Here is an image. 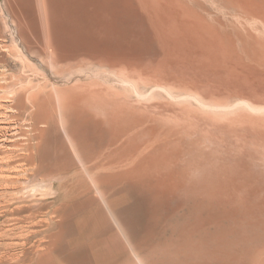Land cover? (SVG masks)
Returning a JSON list of instances; mask_svg holds the SVG:
<instances>
[{"label": "bare ground", "instance_id": "bare-ground-1", "mask_svg": "<svg viewBox=\"0 0 264 264\" xmlns=\"http://www.w3.org/2000/svg\"><path fill=\"white\" fill-rule=\"evenodd\" d=\"M1 93L33 263L264 264V0H2Z\"/></svg>", "mask_w": 264, "mask_h": 264}, {"label": "rangeland", "instance_id": "rangeland-1", "mask_svg": "<svg viewBox=\"0 0 264 264\" xmlns=\"http://www.w3.org/2000/svg\"><path fill=\"white\" fill-rule=\"evenodd\" d=\"M2 2V0H0V3ZM140 22V23H139ZM147 23H148V21H146ZM138 24H141V25H144V21L142 22V21H137L136 22V25L135 24H133V26H134V28H139V25ZM130 25H132V24H130ZM138 25V26H137ZM135 26H137V27H135ZM145 26V25H144ZM143 26V27H144ZM141 32V31H140ZM13 35H15L16 33H15V31H14V29H10V32H9V34H8V36H7V38H6V45L7 46H9L10 48H15V46H14V43H12V39L10 38L11 37V35L12 34ZM140 35L142 36V34L140 33ZM129 36V35H128ZM138 40V39H137ZM143 44V45H142ZM140 45L143 47V49H144V51H146L145 53H147V54H149L148 56L149 57H155V58H157V53H156V51L158 50L152 43H145V42H142L141 41V43H140ZM14 46V47H13ZM145 46H147V47H145ZM153 48V49H149V48ZM155 48L157 49V50H155ZM147 49V50H146ZM148 50L150 51L149 53H148ZM143 51V52H144ZM153 52H155V53H153ZM154 54V55H153ZM156 54V55H155ZM8 55V54H7ZM147 56V57H148ZM9 57V56H8ZM11 58L9 57V61H12V60H10ZM17 65V64H16ZM15 65V63H14V61H12V64H11V66L9 67V71L7 72V76L10 78V77H12L13 75H17V74H19L20 73V71H21V69H20V66H16ZM96 73V71H94V74ZM101 78H103V77H100V79ZM100 83L101 84H104L105 86L107 85V86H109V84H107V83H109V82H107L106 84H105V82H103V79L102 80H100ZM0 95H2V93L0 94ZM3 114V113H2ZM4 116H2L1 114H0V128H4V127H6V128H8V127H10V125L11 124H13L14 122H18V119H17V117H18V115L17 114H9V113H7V112H5L4 111V114H3ZM4 119V121L2 120V118ZM11 122H13V123H11ZM2 124V125H1ZM6 124V125H5ZM3 125H5V126H3ZM8 125V126H7ZM0 129V131H2V132H0V133H4V129ZM10 129V128H9ZM3 192H1L0 191V264H35V263H33L34 261H35V256L34 255H32V252L33 251H31L32 250V247H33V245H32V243H36L37 241H40V240H42L44 237V235L43 234H41V233H39L40 232V228H39V226H37L38 228H36V224L35 225H32V223H30V222H32V221H30L29 219H28V214H25V213H21L20 215L19 214H17V215H15V214H12V213H10V212H6V211H8V208H7V205L5 204L6 202V200H5V198H6V195H3L2 194ZM3 195V196H2ZM5 202V203H4ZM5 204V205H4ZM4 207V206H6V207H4V208H2V207ZM134 207V202L133 201H130V202H128V203H125V204H121L120 205V207L118 208L119 209V211H120V213H121V211L124 209V210H126V211H130L132 208ZM2 208V209H1ZM7 208V209H6ZM2 213V214H1ZM138 217L140 218V222H141V224H142V226H141V230H142V233L143 234H146V233H149V234H151L150 236L152 237V241H153V243H158V241H160V238H161V244L163 243H165V241L167 242L168 240H166V239H168L169 238V236H170V227H171V225L170 224H167V227H165V229H162L161 227H156V228H152L151 226H149L148 224H150L149 223V221H148V219L147 218H144V215H143V213H139L138 214ZM44 218V217H43ZM42 218V219H43ZM45 219H47V217H45ZM18 220V221H17ZM21 220V221H20ZM22 220H24V221H22ZM29 222V224H28V222ZM25 222V223H24ZM27 222V223H26ZM10 225V226H9ZM17 225V226H16ZM29 226V227H28ZM34 228H33V227ZM96 225H91L90 227L92 228V230H93V232L91 231V229H88L87 231H85L84 233H85V237H86V235L87 236H89V233H90V236L91 235H95V231H94V227H95ZM16 227V228H15ZM19 229H18V228ZM76 227V228H75ZM167 228V229H166ZM15 229V230H14ZM18 229V230H17ZM37 229V230H36ZM96 229H97V226H96ZM155 229V230H154ZM158 229V230H157ZM21 230V231H20ZM23 230H25V231H23ZM71 230H73L74 231V234H73V231H71ZM77 230H78V232H77ZM37 231V232H36ZM161 231H164V233L163 232H161ZM18 232V233H17ZM24 232V233H23ZM36 232V233H35ZM66 232L68 233V235L69 234H73V235H75V236H77V235H79V232H82L81 231V229H80V227H78L77 225H75V226H72V227H70L69 229H66ZM88 232V233H87ZM32 234H34V235H32ZM30 235V236H29ZM37 235V236H36ZM89 236V237H90ZM78 237V236H77ZM167 237V238H166ZM21 240H20V239ZM23 238V239H22ZM9 239V240H8ZM31 241V242H30ZM6 242V243H5ZM25 242V243H24ZM8 244V245H7ZM14 246V247H13ZM32 246V247H31ZM5 247V248H4ZM16 247H17V249H16ZM31 247V248H30ZM27 249H29V250H27ZM21 250V251H20ZM22 253V254H21ZM55 253H57L56 251H55ZM10 257V258H9ZM33 257V258H32ZM19 258V259H18ZM16 259V260H15ZM18 259V260H17Z\"/></svg>", "mask_w": 264, "mask_h": 264}]
</instances>
